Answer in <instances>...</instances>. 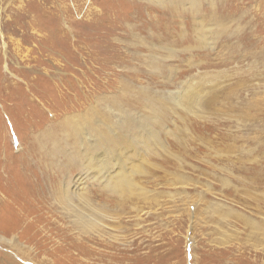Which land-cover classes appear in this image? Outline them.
<instances>
[{"label": "rangeland", "instance_id": "374dc122", "mask_svg": "<svg viewBox=\"0 0 264 264\" xmlns=\"http://www.w3.org/2000/svg\"><path fill=\"white\" fill-rule=\"evenodd\" d=\"M198 1L171 15L150 0H0L8 199L32 195L26 184L43 174H22L23 150L63 117L91 118L106 134L125 131L119 114L149 127L130 136L142 158L126 159L136 184L126 197L88 182L110 206L107 227L83 232L58 208L44 216L61 219L59 228L50 220L25 229L10 207L0 234L14 240L0 241V264H264V0ZM32 66L52 78L39 80Z\"/></svg>", "mask_w": 264, "mask_h": 264}, {"label": "bare ground", "instance_id": "6f19581e", "mask_svg": "<svg viewBox=\"0 0 264 264\" xmlns=\"http://www.w3.org/2000/svg\"><path fill=\"white\" fill-rule=\"evenodd\" d=\"M150 1L159 4L164 8H168L169 6L171 9H168V13L171 15L177 13L176 11H178L179 4H189L192 6V4L195 5L199 2L198 0ZM25 12V15L31 17L30 10ZM39 37L41 41H45L46 35L43 33L42 36ZM38 60L40 61V59ZM32 67H29V69H32ZM5 68L9 70L8 66H5ZM33 69L35 72L44 73L36 75L39 80L42 78V75H44V79L52 78V72H48L46 68L43 71H41L38 67H34ZM26 74L27 81L25 85L29 88L31 82V80H29V74L31 73L28 70L26 71ZM35 78L33 79L35 80ZM9 87H11V83L5 82L1 89L4 90ZM26 93L27 90L25 95ZM199 99L202 100L201 97H199ZM37 106L38 105H35V108ZM119 115L121 116H118L119 120L117 122L125 127L123 129L125 131L122 132L123 134L119 132L118 125H116V128L109 126L111 131H109V134H106L105 128L103 129L105 133L101 131L102 125L94 127L91 122V118L87 119L85 116L83 117L79 114L63 117V119L59 121L58 130L51 127L48 129V132H44L43 136L45 138L40 141V144H37L38 146L34 143V147H27L23 150L24 157L22 156V164L20 163L21 170L23 171V173L22 171L21 173L23 175L28 176L29 169L33 168L36 170V168H38L43 176L40 177L39 180H36L35 183L26 184L28 186L31 184L30 190L32 195H27L26 192H22L21 195L19 192L15 193L19 194V197L17 198H21L24 202L22 201L21 203H18L14 200L16 197L8 199L7 196L0 191V216L6 215L9 208L12 207L14 209L13 212H20V214H22L19 221L21 220V225H23V228L25 229L32 226L37 221L48 222L50 220L54 227L59 228L62 224L58 220L61 219L52 221V217H45L44 213L55 214L58 208H60L63 213L62 216H69L71 218L70 221L73 228L79 229L83 232H89L95 228L99 229L100 225L104 228L107 227V220L113 218L110 214L111 211L108 210L110 206L107 203H100L101 201L98 202L96 200L98 191L93 192L92 189H89L88 182L95 179L101 183L102 186L100 184L99 185L102 187V190L108 192L109 195L114 196L119 194L122 198L126 197L131 188L136 185L128 172L126 159L131 157L133 154L142 158L141 150L135 147L136 145L133 141L131 142L130 136H136L137 131L149 128L148 126L142 127L141 125L136 129V122H138L139 118H133L132 121L130 118L131 114ZM105 125L108 124L105 123ZM85 135H88L90 139L94 136L95 139H91L89 140L90 143L89 141L86 143ZM152 135H154V131L149 130L147 137ZM19 139L20 137L18 136L17 142H19V146H21V140ZM154 140H158V137L154 138ZM146 145L147 146L141 144L140 148L145 146L144 148L146 149L150 146L148 143ZM123 151H125V153ZM121 152L124 154H121ZM127 153L132 154L128 155ZM28 158H32L34 162H31V159L29 160ZM35 158L38 161H35ZM50 169L53 171L57 170L58 175L52 176L48 174V170ZM70 171L77 172L75 179L68 177ZM61 173H64L65 175L62 176ZM26 181H28V179ZM52 199L54 201H52ZM123 200L121 199V201ZM28 206L30 209H28ZM32 212L37 213L36 217L33 220H30L31 222H25V220H27L26 217L29 214H32ZM49 224L50 223H48V225ZM13 240V238L0 234V241L11 244Z\"/></svg>", "mask_w": 264, "mask_h": 264}]
</instances>
